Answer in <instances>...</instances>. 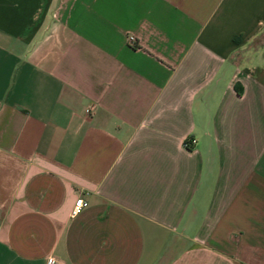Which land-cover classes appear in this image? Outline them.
<instances>
[{
    "label": "crops",
    "instance_id": "1",
    "mask_svg": "<svg viewBox=\"0 0 264 264\" xmlns=\"http://www.w3.org/2000/svg\"><path fill=\"white\" fill-rule=\"evenodd\" d=\"M47 258L264 264V0H0V264Z\"/></svg>",
    "mask_w": 264,
    "mask_h": 264
},
{
    "label": "built area",
    "instance_id": "2",
    "mask_svg": "<svg viewBox=\"0 0 264 264\" xmlns=\"http://www.w3.org/2000/svg\"><path fill=\"white\" fill-rule=\"evenodd\" d=\"M133 37H131V35H129L126 40L129 44H132L133 40H132ZM190 142H193V140H190ZM86 206V202L80 198V197H75V199L73 200V204L72 206L70 207V210H69V215L70 216H73V215H77L80 210ZM46 263L50 264L52 263V260L51 258H47L46 259Z\"/></svg>",
    "mask_w": 264,
    "mask_h": 264
}]
</instances>
